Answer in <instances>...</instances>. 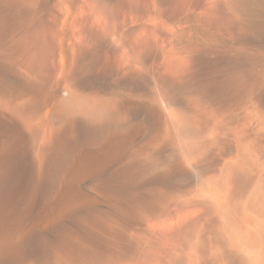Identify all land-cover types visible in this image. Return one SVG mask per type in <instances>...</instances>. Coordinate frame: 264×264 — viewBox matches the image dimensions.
<instances>
[{"label":"bare ground","instance_id":"6f19581e","mask_svg":"<svg viewBox=\"0 0 264 264\" xmlns=\"http://www.w3.org/2000/svg\"><path fill=\"white\" fill-rule=\"evenodd\" d=\"M5 1L0 264H264V0Z\"/></svg>","mask_w":264,"mask_h":264},{"label":"rangeland","instance_id":"374dc122","mask_svg":"<svg viewBox=\"0 0 264 264\" xmlns=\"http://www.w3.org/2000/svg\"><path fill=\"white\" fill-rule=\"evenodd\" d=\"M7 1H14V2H16L17 3V0H7ZM41 0H39V1H36L35 0V2L34 3H39ZM2 2H6L5 0L4 1H2V0H0V3H2ZM194 3V2H196V0H186L185 1V3ZM17 9L13 12V15H16L15 16V20H14V17H13V15H12V18H11V22L14 24L15 23V21H16V25L14 24H12L13 25V27H10V26H12V25H10V21H9V23L6 25V27H5V29H3V27L1 26L0 27V40H1V42L4 44V45H6V44H10V45H12V44H14V42H16V40H17V31H25V32H27L28 33V31L30 32L31 30H35V29H39V28H41L42 27V25H43V20H42V16H41V14L39 13V11H37L36 13H35V15L33 16V18H32V16H28V15H22V16H20L19 17V19H18V23H17ZM7 12L6 11H2V10H0V22L5 18V14H6ZM39 13V14H38ZM23 17H25V19L23 18ZM28 18H30L31 19V21H28ZM39 19V20H38ZM14 21V22H13ZM23 23H22V22ZM20 22V23H19ZM30 22V23H29ZM23 25H25V26H23ZM33 23L35 24V26L33 25ZM0 24H2V22L0 23ZM18 24V25H17ZM41 25V26H40ZM14 27H15V29H14ZM25 27V28H24ZM11 28H13V29H11ZM22 28H23V30H22ZM24 29H26V30H24ZM29 29V30H28ZM7 33V34H6ZM21 215H22V213H21ZM21 215H19L18 217L20 218V216ZM17 217V218H18ZM16 219V218H15ZM14 219V217H13V219L12 218H10V219H8V223L6 222V219H5V223L6 224H4L5 226H8V229L7 230H9V227H10V229L11 228H14V226H18V221H16ZM11 220H14L15 222H13V221H11ZM18 220V219H17ZM17 222V223H16ZM10 224V225H9ZM11 224H12V226H11ZM14 224H17V225H14ZM14 225V226H13ZM106 255L108 256L107 258H106ZM95 256H96V260H98L99 258H100V260H102V261H107L108 260V262H110V260H111V258H109L110 257V255L109 254H103V255H101L100 253H98V254H95ZM102 257H104V258H102ZM75 259V264H79V260H78V258L76 259V258H74ZM76 260H78V262H76ZM111 263V262H110ZM20 264H23V262L21 261L20 262Z\"/></svg>","mask_w":264,"mask_h":264}]
</instances>
